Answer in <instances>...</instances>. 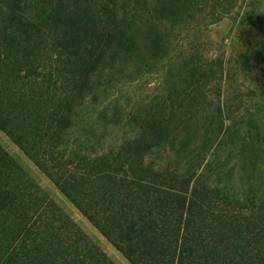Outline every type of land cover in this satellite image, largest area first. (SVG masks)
<instances>
[{"label":"trees","instance_id":"16d2710c","mask_svg":"<svg viewBox=\"0 0 264 264\" xmlns=\"http://www.w3.org/2000/svg\"><path fill=\"white\" fill-rule=\"evenodd\" d=\"M138 1L134 31L122 0H0V130L130 264H264V99L234 133L201 136L195 74L170 63L176 100L108 137L123 67L167 55L158 24L182 2ZM109 96L112 118L87 109L86 131V104ZM0 264H115L1 145Z\"/></svg>","mask_w":264,"mask_h":264},{"label":"rangeland","instance_id":"374dc122","mask_svg":"<svg viewBox=\"0 0 264 264\" xmlns=\"http://www.w3.org/2000/svg\"><path fill=\"white\" fill-rule=\"evenodd\" d=\"M122 2L128 17L135 15L132 29H141V2ZM158 25L167 55L154 66L142 55H133L126 62L110 93L119 97L120 123L115 129L109 124L108 137H129L132 129L127 118L142 110L146 102L169 105L176 100L166 82L170 63L186 64L195 74V87L202 94L200 102L205 113L194 115L191 121L199 123L201 136H227L240 129V124L264 99V0H182L179 15ZM112 96L97 107L86 104L81 127L87 131V109L92 112L91 121L105 116L103 122H108L115 105ZM94 127L98 129L97 124ZM184 135L185 131L178 137ZM0 145L115 264H130L1 130ZM174 151L171 146L166 147L159 157L175 158ZM208 159L209 156L203 157V164ZM235 182L240 183L239 179Z\"/></svg>","mask_w":264,"mask_h":264}]
</instances>
